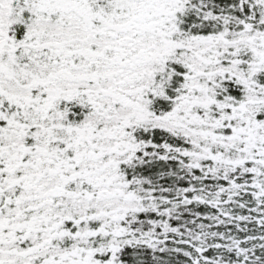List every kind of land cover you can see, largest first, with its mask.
I'll return each instance as SVG.
<instances>
[{"label":"snow or ice","instance_id":"1","mask_svg":"<svg viewBox=\"0 0 264 264\" xmlns=\"http://www.w3.org/2000/svg\"><path fill=\"white\" fill-rule=\"evenodd\" d=\"M0 264H264V0H0Z\"/></svg>","mask_w":264,"mask_h":264}]
</instances>
